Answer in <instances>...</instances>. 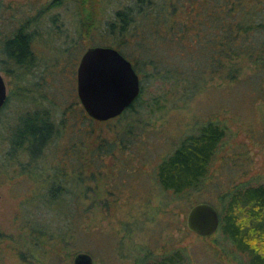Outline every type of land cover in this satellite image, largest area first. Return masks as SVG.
Returning a JSON list of instances; mask_svg holds the SVG:
<instances>
[{
  "label": "rangeland",
  "instance_id": "374dc122",
  "mask_svg": "<svg viewBox=\"0 0 264 264\" xmlns=\"http://www.w3.org/2000/svg\"><path fill=\"white\" fill-rule=\"evenodd\" d=\"M1 1L17 17L0 43L29 20L33 57L20 66L0 51L7 95L0 111V264H73L78 253L89 255L92 264H140L176 249L186 264H244L220 233L192 234L185 217L194 203L218 208L222 194L234 185L264 183V72L258 63L237 59L241 70L234 79L232 72L197 78L191 89L187 82L169 80V74L143 78L132 114L94 122L84 111V119L79 114L75 74L86 49L106 40L104 22L97 25V18L109 19L113 4L99 17L95 9L90 15L85 11V19L76 0H61L60 7L50 9L52 0ZM94 1L86 3L95 8ZM83 23L97 26L88 35ZM171 62L167 55L162 63ZM75 120L81 128L76 133L70 126ZM209 121L225 126L226 136L205 180L181 197L162 190L157 165ZM47 122L60 131L57 142L33 157L26 142L12 147V137L19 141L32 129L43 134ZM63 154L70 168L61 178L67 194L55 206L63 214L71 211L69 217L44 203L41 179Z\"/></svg>",
  "mask_w": 264,
  "mask_h": 264
},
{
  "label": "trees",
  "instance_id": "16d2710c",
  "mask_svg": "<svg viewBox=\"0 0 264 264\" xmlns=\"http://www.w3.org/2000/svg\"><path fill=\"white\" fill-rule=\"evenodd\" d=\"M76 3L85 19V11L88 10L90 15L91 10L95 9L99 17L100 12L105 14L109 10V3L113 4L111 12L108 11L109 19L97 18L100 21L97 25L104 22L102 36L106 40L91 47L114 48L131 63L140 78L137 99L114 119L132 114L134 104L142 96L143 78L158 80L160 78L156 76H161L166 79L169 74V80L187 82L184 83L185 87L191 89L196 86L197 78L222 74L230 76L232 72L230 78L234 79L241 70L237 59L258 63V69L264 72V0H95L92 3L95 8H90L86 0H76ZM61 4V0H52L48 8L60 7ZM11 13L10 7L3 8L0 0V36L8 32L6 26L16 21L17 16ZM28 22L24 20L0 43V51L16 63L33 57V36L26 27ZM89 25H81L88 35L97 26L92 29ZM27 34L29 51L26 48ZM167 55H171L172 62L163 64V58ZM82 111L80 108L79 114L84 119ZM75 122L70 123V126L75 133L80 132L77 120ZM52 126L49 122L45 123L43 134L38 129L24 132L19 141L12 137V147L26 142L31 157L37 155L44 145L57 142V133L60 131H53ZM64 130L67 132V126ZM225 136V126L209 121L182 138L157 165L156 181L160 188L178 197L197 189L207 177L210 164ZM62 156L60 161L52 165L50 175H41V179L46 182L47 198L44 203H50L51 207L61 204L67 194L61 187V178L69 174L66 169L70 168L66 160L68 156ZM76 158L78 156H75L74 162ZM31 173L33 175L35 172ZM59 209L60 217H69L71 214V211L63 214ZM215 209L219 215V227L214 234L220 233L230 249L245 258L244 264H264V183L234 185L222 194L220 206ZM31 228L33 238H39L35 225ZM139 262L186 264L185 255L179 249L152 259L146 257Z\"/></svg>",
  "mask_w": 264,
  "mask_h": 264
},
{
  "label": "water",
  "instance_id": "95a60500",
  "mask_svg": "<svg viewBox=\"0 0 264 264\" xmlns=\"http://www.w3.org/2000/svg\"><path fill=\"white\" fill-rule=\"evenodd\" d=\"M139 78L132 65L111 47H90L82 54L76 69V94L86 115L96 122L120 116L137 99ZM6 87L0 75V108ZM186 228L192 234L207 237L219 227V215L210 204H195L186 213ZM73 264H92L91 257L79 253Z\"/></svg>",
  "mask_w": 264,
  "mask_h": 264
},
{
  "label": "flooded vegetation",
  "instance_id": "af4514ba",
  "mask_svg": "<svg viewBox=\"0 0 264 264\" xmlns=\"http://www.w3.org/2000/svg\"><path fill=\"white\" fill-rule=\"evenodd\" d=\"M29 34H27V50L29 51V47H30V45H29ZM81 58V57H80ZM80 60V59H79ZM29 61L30 60H26V61H22V63H16V61H11L12 63H14L15 65H28L29 64ZM79 63V62H78ZM0 75H1V70H0ZM2 77V76H1ZM75 77H76V74H75ZM3 79V78H2ZM5 84V83H4ZM77 95V94H76ZM78 98V97H77ZM6 101H7V95H6V98H5V101H4V104H3V106L0 108V111L4 108V106H5V104H6ZM84 111V110H83ZM86 114V113H85Z\"/></svg>",
  "mask_w": 264,
  "mask_h": 264
}]
</instances>
